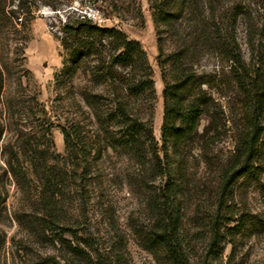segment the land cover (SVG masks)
<instances>
[{
  "label": "rangeland",
  "instance_id": "obj_1",
  "mask_svg": "<svg viewBox=\"0 0 264 264\" xmlns=\"http://www.w3.org/2000/svg\"><path fill=\"white\" fill-rule=\"evenodd\" d=\"M164 4L184 15L175 29L160 34L165 53L188 47L184 65L200 83L207 84L202 93L187 99V104L198 101L203 111L198 133L185 146L169 145L187 254L194 264L204 259L212 222L219 220L221 243L210 259L212 264H264V112L259 119L263 131L253 171L229 189L219 209L223 177L236 162L242 142V112L264 85V0H165ZM152 13L150 0H0V264L62 260L60 246L52 244V237L42 235L38 228L35 178H28L32 191L25 194L13 168H17L16 157L22 159V143L29 138L39 140L50 128V116L60 117L64 124L78 106L89 112L83 100L85 89L106 95V84L91 83L90 65L85 61L76 64L67 55L61 33L66 22L86 16L142 46L154 73L158 98L154 136L162 147L164 86L158 65L159 32ZM212 25L219 28L221 41L236 40L242 57V65L235 67L239 77L232 73L231 61L209 48L206 35L213 32ZM65 67L74 76L63 75L58 85L56 77ZM56 126L55 122V152L64 155V139ZM48 140L47 135L42 143ZM103 141L112 150L94 165L88 205L94 248L119 243L127 264H168L161 251L151 252L146 247L156 217L149 191L142 185L146 178L151 190L158 192L165 181L152 177L150 166L135 164L106 136ZM64 238L71 239L68 234Z\"/></svg>",
  "mask_w": 264,
  "mask_h": 264
},
{
  "label": "trees",
  "instance_id": "obj_2",
  "mask_svg": "<svg viewBox=\"0 0 264 264\" xmlns=\"http://www.w3.org/2000/svg\"><path fill=\"white\" fill-rule=\"evenodd\" d=\"M150 2L152 19L159 32L158 65L164 86L162 147H159L154 136V108L158 102L154 73L142 46L130 41L119 30L104 28L86 16L66 22L61 30L67 38H64L63 44L69 58L79 65L81 61L87 62L91 67V83L106 84L107 90L103 95L85 89L83 100L89 112L78 106L72 118L65 120L64 124H61L60 117L50 116L47 119L50 128L44 131L39 140L29 138L23 142L22 159L16 157L15 160L14 166L17 168H13V171L21 181L19 186L25 194L32 191L28 178L33 176L36 180L34 210L39 218L40 233L51 236L52 244L60 246L63 253L61 261L53 260L50 264H127L124 247L119 243L102 249L94 248L96 245L92 244L94 238L88 222L94 165L103 154L112 150L103 141L104 136L114 147L126 152L135 164L150 166L148 172L152 177L165 181L158 192H153L146 174H143L145 180L142 185L149 191L151 210L156 217L145 240L147 249L151 252L161 251L168 264H194L187 254L180 231L177 189L170 168L175 164L169 145L185 146L188 139L198 133L203 111L198 107V101L187 104V99L198 91L202 93V87L207 84L200 83L195 73L184 65L188 47L178 53L166 54L164 51L160 34L175 29L184 19L182 10L177 13L167 9L165 0ZM196 26L194 33L197 34ZM212 26L213 32L206 35L208 46L232 62V73L236 76L235 67L242 65L239 46L234 37L221 41L219 28ZM183 43L187 46V42ZM69 70L65 67L56 77L58 85L63 75L74 76V72ZM237 82L240 83L238 78ZM260 87L251 96L244 114L242 112V122H245L242 142L237 150L236 162L223 177L219 209L223 207V199L229 189L253 171L254 157L263 131L259 119L264 112V85ZM42 111L47 117L48 113ZM55 122L64 139V155L55 152L52 139ZM47 135L50 140L44 145L42 141ZM136 172L142 174L139 169ZM71 212H76V217ZM219 224V220L212 222L207 253L197 264H212L210 259L221 243ZM67 234L70 240L64 238Z\"/></svg>",
  "mask_w": 264,
  "mask_h": 264
}]
</instances>
